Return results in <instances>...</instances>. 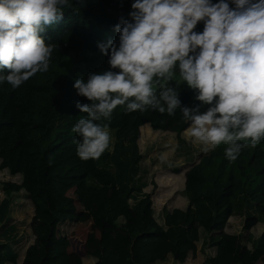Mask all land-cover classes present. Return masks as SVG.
Segmentation results:
<instances>
[{
  "label": "trees",
  "instance_id": "obj_1",
  "mask_svg": "<svg viewBox=\"0 0 264 264\" xmlns=\"http://www.w3.org/2000/svg\"><path fill=\"white\" fill-rule=\"evenodd\" d=\"M70 3L63 19L42 34L46 43L56 45L49 70L18 88L0 84V173L16 179L0 181L5 195L0 201V264H19L15 246L21 238L30 241L21 264H84L70 252V239L59 238L57 226L80 220L70 193L103 190L98 176L116 189L117 200L100 196L87 211L101 247L94 264H185L207 249L214 251L208 264H249L252 256L257 257L252 264H264V138L256 148L242 150L234 162L226 158L224 144L202 155L186 173L183 208L155 207L157 183L140 145L141 128L149 125L153 131L175 134L173 161L192 162L193 150L183 136L190 121L179 108L168 116L152 109L125 114L124 106H118L110 120L102 121L109 126V148L99 159L84 161L77 155L81 138L72 128L87 114L76 104L91 102L77 94L74 82L87 81L89 73L119 71L111 69L98 44L121 18L131 20L134 0ZM203 30L201 21L194 31ZM177 81L179 71L173 86ZM177 91L182 105L201 104L186 83ZM207 107L201 104V112ZM129 125L133 133L126 141L120 133ZM157 161L151 160L153 165ZM20 194L33 208L28 231L24 222L12 220ZM233 218L240 220L239 233L227 231Z\"/></svg>",
  "mask_w": 264,
  "mask_h": 264
},
{
  "label": "clouds",
  "instance_id": "obj_2",
  "mask_svg": "<svg viewBox=\"0 0 264 264\" xmlns=\"http://www.w3.org/2000/svg\"><path fill=\"white\" fill-rule=\"evenodd\" d=\"M83 3V0H80ZM134 0L131 20L114 26L119 45L99 43L111 69L74 82L91 103L76 107L86 117L72 131L77 155L99 159L109 148V126L118 106L125 114L156 110L190 121L188 134L204 152L226 145L230 162L264 138V0ZM70 0H0V84L18 88L46 73L56 45L43 33L63 19ZM204 22L203 32L194 29ZM179 81L173 86L176 68ZM186 83L201 104L182 105ZM163 159V157H161Z\"/></svg>",
  "mask_w": 264,
  "mask_h": 264
},
{
  "label": "rangeland",
  "instance_id": "obj_3",
  "mask_svg": "<svg viewBox=\"0 0 264 264\" xmlns=\"http://www.w3.org/2000/svg\"><path fill=\"white\" fill-rule=\"evenodd\" d=\"M106 38L107 39L104 40V43H107V41L111 39L116 42L117 46L119 45V33L116 31L107 34ZM176 71H179L178 66ZM132 133V128L129 125L121 131L120 137L128 141ZM183 136L193 150L194 159L190 163L184 162L183 159L173 161L174 151L177 145L175 134L170 132L153 131L149 125H145L141 128L140 145L157 183V188L153 192L152 199L158 210L163 208V206H168L169 208L176 206L184 207L185 204L181 197V191L184 188L186 173L193 165L198 163L202 155L207 153L202 150L203 146L201 144L193 143V138L187 131ZM161 157H163V159H161ZM153 158H158V161L154 165L151 162ZM166 165L167 167L165 168ZM175 168H179L178 173L173 172ZM98 179L103 185V190L97 191L91 188H81L70 193V196L75 201L81 214H87V211L92 207L95 201L102 196V198L107 200H117L116 189L110 187L108 183L106 184L101 176H98ZM2 180L16 179L0 173V181ZM4 197L5 195L0 188V201ZM32 215L33 208L29 198L24 194L18 195L12 209V220L24 222L25 227L23 230L28 231ZM93 224L94 223H92L89 217H83L82 222L79 225H71L72 228H65L63 225H60L59 227L60 229L63 227V229L67 230V238H69L71 242L80 245L81 251H84L85 242L95 240L93 235ZM227 231L230 233L241 232L242 226L240 220L238 218H233ZM261 231L262 227H259L258 234ZM211 255H214L213 250H199L197 255L189 258L185 264H208V258ZM256 258L257 257L252 256L247 262L252 264ZM262 262L264 263V260H262Z\"/></svg>",
  "mask_w": 264,
  "mask_h": 264
},
{
  "label": "crops",
  "instance_id": "obj_4",
  "mask_svg": "<svg viewBox=\"0 0 264 264\" xmlns=\"http://www.w3.org/2000/svg\"><path fill=\"white\" fill-rule=\"evenodd\" d=\"M183 199V198H182ZM184 201V204H185V200L183 199ZM173 208H183V207H179V206H176V207H173ZM83 217H89V219L93 222V219L88 216V213H83V214H80V220L78 222H69V221H63V222H60L57 226V230H58V236L59 238H65L67 237V233L68 231L63 229V227H71V225H74V224H77L79 225L81 222H82V218ZM62 226L61 229L59 226ZM93 227H94V224H93ZM73 233V232H72ZM93 235H94V239L93 241H90V242H85V250L84 251H81V247L80 245L78 244H75L72 242V246L70 248V252H74V253H77L78 255H80L82 258H83V261H84V264H94L98 258L100 257V254H101V247H100V244H99V240L98 238H96L97 236V233L95 232V229H94V232H93ZM30 245V241H28L27 239H22L20 240V242L18 244H16V252L19 254V264H21L24 260V257L26 255V251H27V248L29 247Z\"/></svg>",
  "mask_w": 264,
  "mask_h": 264
}]
</instances>
